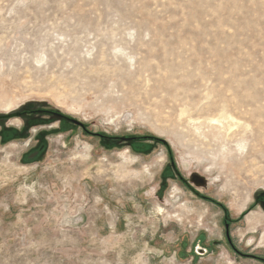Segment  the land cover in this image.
I'll list each match as a JSON object with an SVG mask.
<instances>
[{"label":"rangeland","instance_id":"374dc122","mask_svg":"<svg viewBox=\"0 0 264 264\" xmlns=\"http://www.w3.org/2000/svg\"><path fill=\"white\" fill-rule=\"evenodd\" d=\"M0 116V264H231L193 247L264 190V0H0Z\"/></svg>","mask_w":264,"mask_h":264},{"label":"flooded vegetation","instance_id":"af4514ba","mask_svg":"<svg viewBox=\"0 0 264 264\" xmlns=\"http://www.w3.org/2000/svg\"><path fill=\"white\" fill-rule=\"evenodd\" d=\"M31 113L36 114H48L51 117L57 118L60 121L67 122L70 124H75L79 127H81L84 131L89 132L84 124L81 125L74 120L73 118L67 117L59 112H55L52 110H30V111H24V112H18L17 116H28L32 115ZM8 116H0V119H6ZM100 138H109L105 135L99 134V133H92ZM135 139L131 140L134 141ZM39 153V150H35L32 152V158H35ZM185 181V180H184ZM185 183L191 188V185L185 181ZM202 199H208L206 196L200 194L199 195ZM261 206L264 209V190H261L260 193L257 195V197L254 200V204L252 206H249L247 211L241 212L240 216L237 218H232L228 215L227 211L219 204V207L223 210V219H222V227L220 234L218 238H215L212 240V248L206 246V244L203 243L201 239H198L196 244L193 247V252L195 256H206L210 252L213 254H217L220 258L218 250L221 247H224L226 249V254L224 255L225 259L228 260L231 264H264V244H261V241L259 240L260 236L262 235L257 230H251V231H245V233L242 235L240 239L236 238L237 236L232 233V230H234L235 225L238 223H241L242 221H248L249 216L253 213H250V210L252 207ZM262 219V218H261ZM261 219L254 220V222H259ZM255 234L253 242H249L247 244L246 237H248L250 234ZM260 234V235H259ZM199 245V252H195V246ZM202 252V253H201Z\"/></svg>","mask_w":264,"mask_h":264},{"label":"water","instance_id":"95a60500","mask_svg":"<svg viewBox=\"0 0 264 264\" xmlns=\"http://www.w3.org/2000/svg\"><path fill=\"white\" fill-rule=\"evenodd\" d=\"M72 120H74L75 122H77V123L83 125L81 122H79V121H77V120H75V119H72ZM133 139H135V138H134V137H121V140H124V141H131V140H133ZM160 141H161L163 144L167 145V143H166L165 140H160ZM32 156H33V155H31L30 158H32ZM195 194L198 195V196L200 195V194L197 193V192H195ZM199 248H200L199 245H196V246H195V252H196V253L199 252ZM201 253H202V252H201Z\"/></svg>","mask_w":264,"mask_h":264},{"label":"trees","instance_id":"16d2710c","mask_svg":"<svg viewBox=\"0 0 264 264\" xmlns=\"http://www.w3.org/2000/svg\"><path fill=\"white\" fill-rule=\"evenodd\" d=\"M146 138H152V137L149 136V137H146ZM155 139L159 140L158 138H155ZM208 199H209V198H208Z\"/></svg>","mask_w":264,"mask_h":264},{"label":"bare ground","instance_id":"6f19581e","mask_svg":"<svg viewBox=\"0 0 264 264\" xmlns=\"http://www.w3.org/2000/svg\"><path fill=\"white\" fill-rule=\"evenodd\" d=\"M249 217H251V216H249ZM251 219H252V217H251Z\"/></svg>","mask_w":264,"mask_h":264}]
</instances>
